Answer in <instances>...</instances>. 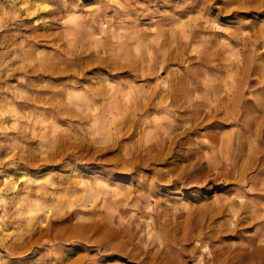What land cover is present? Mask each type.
Segmentation results:
<instances>
[{"label": "rangeland", "instance_id": "rangeland-1", "mask_svg": "<svg viewBox=\"0 0 264 264\" xmlns=\"http://www.w3.org/2000/svg\"><path fill=\"white\" fill-rule=\"evenodd\" d=\"M0 264H264V0H0Z\"/></svg>", "mask_w": 264, "mask_h": 264}, {"label": "bare ground", "instance_id": "bare-ground-1", "mask_svg": "<svg viewBox=\"0 0 264 264\" xmlns=\"http://www.w3.org/2000/svg\"><path fill=\"white\" fill-rule=\"evenodd\" d=\"M173 97V96H172ZM73 101L74 103L79 107V108H82L84 107L86 110H89L91 111V114L94 116V117H98V115L100 114V105L98 104V102L96 100H94L93 102L91 101H88V100H84L82 99V95L81 94H78V93H75L74 96H73ZM106 126V125H105ZM103 139V138H102ZM81 183V182H80ZM79 190V189H78ZM94 188L92 187L91 191H90V199L89 201H93L94 198L96 197L95 195V192H94ZM83 199H85L87 196L85 194H83ZM82 197H79V198H82ZM44 209V206H41L40 207V210ZM51 209V207L49 208ZM48 209V210H49ZM50 211V210H49ZM44 213H46L48 215V211L44 210ZM58 259V258H57Z\"/></svg>", "mask_w": 264, "mask_h": 264}]
</instances>
